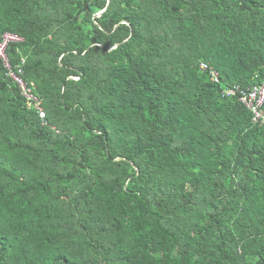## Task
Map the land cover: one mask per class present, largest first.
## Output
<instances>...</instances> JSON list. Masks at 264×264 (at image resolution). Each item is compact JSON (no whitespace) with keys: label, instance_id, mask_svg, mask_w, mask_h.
Here are the masks:
<instances>
[{"label":"trees","instance_id":"1","mask_svg":"<svg viewBox=\"0 0 264 264\" xmlns=\"http://www.w3.org/2000/svg\"><path fill=\"white\" fill-rule=\"evenodd\" d=\"M6 34L45 119L0 60V264H264V125L223 97L264 0H0Z\"/></svg>","mask_w":264,"mask_h":264},{"label":"built area","instance_id":"2","mask_svg":"<svg viewBox=\"0 0 264 264\" xmlns=\"http://www.w3.org/2000/svg\"><path fill=\"white\" fill-rule=\"evenodd\" d=\"M22 39L18 36L6 34L3 36L0 42V60L3 62L7 71V76L18 86L22 98L26 101L29 108H35L42 120L45 119V112L41 107V101L34 92L33 85H29L22 77V70L20 68L13 69L8 55L7 49L12 43L21 42ZM24 62V61H22ZM202 70H208L211 75V79L214 83H219V74L216 70L210 67L208 64H201ZM225 98L239 97V102L253 114V123L255 125H264V84L261 86H253L247 90H242L239 87L225 89L223 92Z\"/></svg>","mask_w":264,"mask_h":264}]
</instances>
